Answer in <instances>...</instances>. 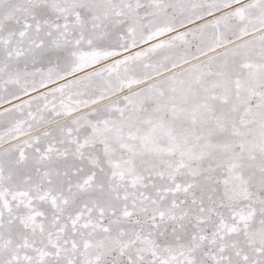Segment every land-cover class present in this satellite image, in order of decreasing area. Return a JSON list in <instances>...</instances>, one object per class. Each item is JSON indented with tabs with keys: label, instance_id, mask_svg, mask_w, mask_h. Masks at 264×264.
I'll return each instance as SVG.
<instances>
[{
	"label": "snow or ice",
	"instance_id": "obj_1",
	"mask_svg": "<svg viewBox=\"0 0 264 264\" xmlns=\"http://www.w3.org/2000/svg\"><path fill=\"white\" fill-rule=\"evenodd\" d=\"M0 264H264V0H0Z\"/></svg>",
	"mask_w": 264,
	"mask_h": 264
}]
</instances>
